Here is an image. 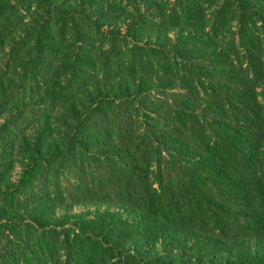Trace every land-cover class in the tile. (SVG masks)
<instances>
[{"label":"trees","instance_id":"16d2710c","mask_svg":"<svg viewBox=\"0 0 264 264\" xmlns=\"http://www.w3.org/2000/svg\"><path fill=\"white\" fill-rule=\"evenodd\" d=\"M0 264H264V0H0Z\"/></svg>","mask_w":264,"mask_h":264}]
</instances>
